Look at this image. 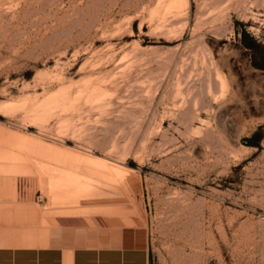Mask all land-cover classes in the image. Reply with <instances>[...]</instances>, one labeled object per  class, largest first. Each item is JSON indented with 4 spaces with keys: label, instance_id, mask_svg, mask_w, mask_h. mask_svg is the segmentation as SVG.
Segmentation results:
<instances>
[{
    "label": "rangeland",
    "instance_id": "rangeland-1",
    "mask_svg": "<svg viewBox=\"0 0 264 264\" xmlns=\"http://www.w3.org/2000/svg\"><path fill=\"white\" fill-rule=\"evenodd\" d=\"M0 155L151 264H264V0H0Z\"/></svg>",
    "mask_w": 264,
    "mask_h": 264
},
{
    "label": "crops",
    "instance_id": "crops-1",
    "mask_svg": "<svg viewBox=\"0 0 264 264\" xmlns=\"http://www.w3.org/2000/svg\"><path fill=\"white\" fill-rule=\"evenodd\" d=\"M1 161L0 264H151L144 226L122 215L50 214L19 203Z\"/></svg>",
    "mask_w": 264,
    "mask_h": 264
},
{
    "label": "bare ground",
    "instance_id": "bare-ground-1",
    "mask_svg": "<svg viewBox=\"0 0 264 264\" xmlns=\"http://www.w3.org/2000/svg\"><path fill=\"white\" fill-rule=\"evenodd\" d=\"M183 1H184V0H183ZM83 186H84V185H83ZM84 187H85V186H84ZM86 188H87V186H86ZM86 188L84 189V192L86 191ZM93 189H94V188H93ZM93 189H92V190H93ZM87 190H88V189H87ZM89 190H90V189H89ZM89 190H88V191H89ZM79 192H80V191H79ZM89 192H90V191H89ZM100 192H102V191H100ZM77 193H78V192H77ZM80 193H82V191H81ZM79 195H80L81 197L83 196V194H77L78 197H79ZM84 196H88V195L85 194ZM84 196H83V197H84ZM117 198H118V197H117ZM81 200L83 201V199H81ZM84 200H85V199H84ZM86 200L89 201L88 197H86ZM79 202H80V201H79ZM89 202H90V201H89ZM77 203H78V202H77ZM77 203H75V204H77ZM81 204H84V203L81 202ZM81 204H80V205H81ZM85 204H86V202H85ZM85 204H84V205H85ZM87 204H88V203H87Z\"/></svg>",
    "mask_w": 264,
    "mask_h": 264
}]
</instances>
